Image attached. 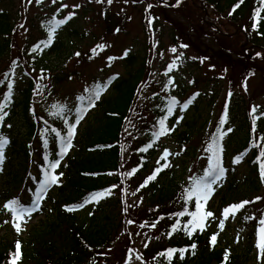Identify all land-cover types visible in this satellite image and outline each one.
<instances>
[{
	"label": "trees",
	"instance_id": "trees-1",
	"mask_svg": "<svg viewBox=\"0 0 264 264\" xmlns=\"http://www.w3.org/2000/svg\"><path fill=\"white\" fill-rule=\"evenodd\" d=\"M132 1L134 4H138L145 0ZM146 1L148 8L144 13L145 22L152 11L153 4H149L151 1L157 6L164 7L167 5L162 0ZM198 1L177 0L175 8L186 9V18L190 25L187 28L181 21L167 16L169 22L178 31L177 37L173 40L187 43L202 55L201 57L209 60L217 67L228 70V81L231 88L236 85L234 83L235 78L239 79L232 70L236 66H240V79L242 82L244 81V84L257 70H262L259 61L264 57V11L260 13L259 22L256 20V11L264 8V0H243V3H240L235 11L233 8L239 3V0H200L202 5H199ZM209 8H212L218 18L209 15ZM163 14L165 15L164 12ZM117 15H107L106 33L110 32V28H113V31L120 29V23L123 19ZM64 19L58 16L42 18L39 23V36L29 37L20 49L15 40L17 31L21 26L20 18H14L13 13L7 9L0 12V103L6 102L5 96L9 91L8 85L12 83V79H16L20 72H24L26 77L25 82L23 80L24 85L18 93V98L11 94V100L7 103L17 115L21 113L25 121L24 130L20 134L22 137L20 142L18 133L8 128L9 126H5L9 117L8 110L4 109L7 115L0 122V137L6 138L8 141L4 148L11 143L18 158V166L11 169V188L14 191L26 186L31 195V200H34L35 193L43 181L47 165L55 159L60 161L64 159L62 170L63 175H65L64 181L57 183L58 192L55 198H52L54 207L51 213L47 212L45 220L40 221L38 226L34 227L32 231L30 230L27 240L16 238L11 241L4 237L0 238V264H9L17 241L28 242V244L23 245L24 257L21 260L23 262H19V264H123L129 255L130 246L125 244L115 247L121 221L122 224L124 221L127 225L138 226L154 236L152 242L148 241L140 251L147 264H169L168 259L161 256L160 253L166 252L168 249L179 250L184 248H189V251L184 253L183 259L180 258V253L177 251L171 259V264H213L214 260L217 262L214 264H243L239 258L229 257L224 248L218 249L214 246L209 248L203 233L200 231H197L191 239L184 231L172 232V227L177 221L183 227L191 219L188 213L196 210L195 198L188 200L186 194L192 188L193 178L202 177L208 166L203 168L202 176H194L190 183L180 185L174 180L163 184L159 183L157 180L159 177H163L160 171L156 174V178L146 185L152 191L150 201L153 202L148 205V208L135 207L132 208L133 210H123L124 214L121 213V215L120 211L116 210L115 216L113 214L114 217L110 212L103 209L102 202L108 199L112 201L113 198L110 199L112 194L118 189L122 190L125 185L124 182H126L119 183L121 180L115 179L110 174H121V172L127 171L128 163L131 162L134 163L137 172L130 177L139 180L143 171L140 172V169L146 168L147 162L150 160L149 155L151 156L153 153L152 149L157 150L159 148V139L154 137V133L159 129V121L167 115L166 109L169 102L158 103L148 108L147 113H145L147 108H144L143 104L142 107L138 104V91L149 71L148 59L153 55L151 46L147 48V53L138 61L139 68L132 80L119 79L116 82L113 80L114 77H110L107 83L112 82L113 89L109 95L101 96L100 94L99 99L95 100L92 107L87 106L85 99L80 108H84L85 111L98 108L93 122L88 125L80 140L81 147L78 153L66 154L62 157L59 155L60 138L65 137V126L60 122V115H55L54 119L50 120L42 112H39L37 101H49L58 98L57 92L60 86L71 75L68 73L66 77H63L65 74L55 73L47 60L51 54L63 49L62 40H57L52 34L50 46L44 47L42 43L48 40L51 26ZM226 22L235 25L234 31L222 29L220 23ZM64 24L57 27L56 30ZM150 26L147 31H149V37L154 39ZM212 43H215L216 47ZM37 45L40 47L33 51ZM15 51L16 53H14ZM88 53L92 54L93 51L90 50ZM234 54H237L238 57L233 58ZM123 58L130 64L138 60L136 54H128V52L126 55L124 54ZM6 86L5 92L2 93ZM94 89H99V83L88 89L84 95L85 98ZM55 105L59 104L55 102ZM63 108L65 105H59L57 111ZM246 109L247 116L256 126L250 128V136L244 144L242 148L244 150L240 156L252 148L251 159L254 165L252 183L259 191L263 181V188L260 193L257 192L258 194L256 193L254 196H245L243 199L229 201L227 207L242 201H250L251 203L236 214L251 210L252 214L247 215V218L255 219L258 226L259 221L264 219V175L261 172V164H264V156H261V152H264V137L258 129L251 108L246 107ZM171 119L172 116H168L165 121L166 127ZM221 119L222 116L218 121L217 128H214L213 134H208L205 140L202 155L208 161L211 155L207 150L208 145L217 135V129L221 133H225L222 139L226 137L227 128H222ZM129 124L133 126L132 130L136 135H139L140 132H146L148 137L138 140L134 144L133 150L127 154L124 152L123 146L128 139L126 130ZM256 132H260L261 137H258ZM188 134V131L179 134V141L184 143L188 139ZM37 137L41 143L34 150L31 146ZM221 140L219 141L220 147L222 145ZM149 143H152L153 147L147 151H140ZM28 146L29 149H27ZM34 153L39 155V159L33 156ZM32 160L37 164V174L29 170ZM163 165L164 163L159 161L150 176L157 168L163 170L165 168L162 167ZM27 175L32 177L31 180L26 177ZM139 185L141 186V184ZM106 190H111V194L98 202L93 201L84 204L83 207H78L92 194ZM257 197L261 199L257 200ZM6 199L8 202L17 199L25 208L32 207V204L24 199L21 194H13L9 191L6 194ZM92 205H95L94 214L86 217L83 212ZM69 209L73 210L70 211ZM181 212H184L185 215H177ZM142 224L143 227H141ZM153 224L155 227L152 226ZM129 243L131 244V242ZM192 244L196 245L194 250L190 248ZM131 247L134 246L131 245ZM200 248L203 251L200 253L199 259L200 255L199 253L196 255V253ZM226 255L227 261L224 259Z\"/></svg>",
	"mask_w": 264,
	"mask_h": 264
},
{
	"label": "rangeland",
	"instance_id": "rangeland-1",
	"mask_svg": "<svg viewBox=\"0 0 264 264\" xmlns=\"http://www.w3.org/2000/svg\"><path fill=\"white\" fill-rule=\"evenodd\" d=\"M133 2L132 0H112L111 3H108V0H103V2H98V0H56L53 3V0H31V2L30 0H0V12L7 9L13 13L14 18L21 20V26L15 38L20 49L29 37L39 36V23L42 18L48 16L66 18L71 15V19L53 33L54 38L60 39L64 43L63 49L47 58L55 73L65 74L63 77H66L68 73L71 75L60 86L57 92L58 98L49 101H37V110L52 120L59 105H65L60 115V122L65 126L64 133H67L69 126L76 121L75 110L85 102L80 98L85 97L88 89L99 83L98 90H100L101 96H107L113 89L111 85L105 86V82L110 76L115 75L116 82L119 79L132 80L139 68L138 61L147 53V48L151 46L153 55L148 59L149 71L138 91V104L140 107L143 104L144 108H147L145 109V113H147L148 108L158 103H168L171 98L175 97L178 103L173 109L171 123L168 126L171 131L159 140L157 150L152 149L153 153L151 156L149 155L150 160L147 162L146 168L140 169V172L143 171L139 180L130 177L137 172L133 173V169L136 167L131 162L128 163L127 171H123L121 174H110L115 179L119 178L121 180L119 183L126 182H124L125 185L122 190L118 189L112 194L110 198H113L112 201L108 199L107 202H102L103 209L115 216L116 210L120 211L121 215V213L124 214L123 210L128 211L135 207L148 208V205L153 203L150 201L152 191L146 186L141 187L139 184H144L146 177L150 176L159 161L168 164V167L161 170L163 177H159L157 180L159 183L163 184L174 180L178 185L188 184L194 176H202L203 168L209 163L208 159L202 155L205 140L207 135H212L214 128H217L220 115L223 113V106L229 100L227 133L223 141L225 160L223 168L225 173L218 185L214 186V193L208 202L207 211L213 212L214 217L209 218L206 229L203 231V237L210 248L213 246L210 243V238L217 234L216 248H224L230 257L239 258L243 264H264V256L260 254V250L257 248L258 229L255 226L256 222L253 218H247V215L252 214L250 211L237 214L234 217L229 216L228 219L224 220L223 229L221 230L219 227L220 221L223 219V209L230 203L229 201H235L245 196H254L257 192L260 193L263 188V181L260 182L259 191L252 183L254 176V165L251 159L252 150H249L239 163L234 161L237 154L244 150L241 149L250 136V128L256 126L247 116L246 107L251 108V113H253V108L256 109L253 115L258 129L264 137V57L259 61L262 70H257L244 84V81L242 82L240 79L241 67L236 66L232 72L239 79L235 78L234 83L236 85L231 88L228 81V70L217 67L209 60L201 57L202 55L187 43L173 40L177 37L178 31L169 22L167 16L181 21L187 28L190 25L186 18V9L175 8L177 0H162V2L167 3L164 7L157 6L151 1L149 4H153V7L146 22L144 10L148 8L146 5L148 2L146 0L140 1L138 4ZM200 2L199 0V5H202ZM64 5L67 7H63ZM208 13L212 17H216L212 8L208 9ZM108 14L109 16L118 14L117 16L123 19L120 23V29L113 31V28H110V32L106 33ZM149 20L150 22H148ZM220 25L226 31H234L235 29V25L231 23H220ZM149 26L154 34V39L149 37V31H147ZM188 31L191 32V30ZM100 45H103L102 50L98 47ZM212 45L216 47L215 43ZM173 48L177 49L176 53L171 51ZM93 49H96L95 53H88ZM127 52L128 54H136L138 56L137 62L133 64L127 62L123 58ZM77 53L79 55H76ZM110 57L113 59L110 60ZM237 57V54L233 55V58ZM173 61L176 62V67L169 71V65ZM25 78L24 72H20L16 79H12V83H9L12 84L11 94L16 98H18V93L24 85L23 80L25 82ZM6 88L7 86L2 93L5 92ZM197 93L199 95H196ZM194 96L195 98L192 99ZM189 99H192V103L187 109H183L182 105ZM55 102L59 105L56 106ZM5 110H8L9 114L5 126H9L8 128L18 133L20 142L22 138L20 134L24 130L25 124L22 114L17 115L8 105ZM97 111L98 108L89 110L82 121L76 124L72 147L68 150L69 154L78 153L81 147L80 140L88 125L93 122ZM132 129L133 126L129 124L126 130L128 139L123 146V150L127 154L133 150L134 144L138 140L148 137L146 132H140L139 135H136ZM184 131L189 132L188 139L181 143L178 135ZM260 132H256L258 137H261ZM40 143L41 141L37 137L31 147L35 150L40 146ZM29 148L28 146L27 149ZM165 150L169 153L166 161L161 159ZM33 156L39 159L37 153H34ZM63 162L55 171L57 175L62 173L59 175L61 182L65 178L62 170ZM17 166V153L10 143L4 148V162L0 166L2 169L0 170V238L4 237L11 241L16 238L27 240L30 230L32 231L34 227L38 226L40 221L45 220L47 212L51 213L54 207L52 198H55L58 192L55 185L54 189L48 192L47 198L43 196L38 210L33 211L30 216H26V222L22 224L23 230L17 233L13 226L16 222L14 213L4 207L8 200L6 194L10 191L13 194H21L27 201L31 199L26 186L14 191L11 188V169ZM29 170L37 174V164L33 160L29 165ZM129 173L132 174L129 175ZM26 177L30 180L32 178L29 175ZM94 209L95 205H92L83 213L89 217L94 214ZM125 214L128 213L125 212ZM118 236L115 240V247L125 244L130 246L128 258L124 260L123 264H147L140 251L148 241L152 242L154 236L151 233L138 226L127 225L124 221L122 224L121 221ZM24 244H28V242L21 244L22 258L24 257ZM131 245L134 247L132 248ZM202 251L203 249L200 248L196 255L198 253L200 255ZM200 257L201 255L199 259ZM212 263H216L215 260Z\"/></svg>",
	"mask_w": 264,
	"mask_h": 264
},
{
	"label": "snow or ice",
	"instance_id": "snow-or-ice-1",
	"mask_svg": "<svg viewBox=\"0 0 264 264\" xmlns=\"http://www.w3.org/2000/svg\"><path fill=\"white\" fill-rule=\"evenodd\" d=\"M31 2V0H30ZM56 0H53V3H55ZM98 2H103V0H98ZM112 0H108V3H111ZM240 3H243V0H239V3L234 6L233 11H235V8H238ZM63 7H67V5H64ZM261 11H264V8L257 9L256 11V20L259 22L260 19V13ZM67 19H71V15H69L66 19L60 20L55 22L51 28H50V34L47 41L42 42L44 47L50 46L52 42V34L56 31V28L60 25L67 22ZM40 45H37L36 48L33 49V51H36L37 48H39ZM103 49V45L98 46ZM186 47V46H182ZM94 53L96 52V49L92 50ZM173 53H176L177 49L173 48L171 49ZM76 55H79L77 53ZM126 55V53H125ZM110 60L113 58H109ZM179 59V57H177ZM174 67H176V62L173 61L172 64L169 65L168 70L171 71ZM8 93L5 96V103H0V122L4 120V117L7 115V112L4 111V109L7 107V103L11 100V90L12 85H8ZM87 91V90H86ZM100 90L94 89L89 93L87 98L81 97V100H87V106L92 107L95 104V100H98L100 97ZM196 95H199L198 93ZM195 96L192 98L194 99ZM192 99H189L186 103L182 105L183 109H187L188 106L192 103ZM178 103L175 97L171 98L170 102L167 106V115L159 121V129L154 133V137L156 139H159L162 136H165L171 131V129L167 128L165 126V121L167 120L168 116L173 114V109L175 105ZM76 121L74 124L70 125L68 128L67 135L65 137L60 138V152L59 155L62 157L63 155H66L68 150L72 147V138L75 135L76 131V124L80 122L81 119H83V115L85 112L84 108H77L76 110ZM256 109L253 108L252 112L255 113ZM63 112V109H59L55 115H61ZM182 119V117H181ZM227 119V112L225 111L224 117H222L220 121V125L223 126ZM254 130V129H253ZM228 131H231V129H228ZM225 133H221L219 129H217V135L213 137L212 143L208 145V151L210 152L209 157V164L207 169L205 170L202 177L193 178V185L191 190L187 192V199L192 200L195 198V208L196 210L194 212L188 213V215L191 217L190 220L187 221L186 224L183 225V227L180 226L179 221L172 227V232H178V231H184V233L191 239V237L197 232H203L206 229V224L209 220V218L214 217V213L211 211L206 210V205L208 203V200L211 198V196L214 193V186L218 185V183L222 180L225 169L221 165V157L220 153L222 151L219 141L222 139L223 135ZM8 143L6 138L0 137V166L3 165L4 162V146ZM153 147L152 143H149L145 148L141 149L140 151H147L149 148ZM169 156V153L167 150H165L163 156L161 157L162 160H167V157ZM261 156H264V152H261ZM242 157L238 156L235 159V163H239L240 159ZM60 160L55 159L50 164L47 165V169L44 172V178L43 181L40 183L38 190L35 193V199L33 201V207L31 208H25L23 205L19 203L17 199H13L9 201L7 204L4 205L5 208L9 209V211H12L14 213L15 217V223H14V229L17 233L21 232L22 224L26 222V216H30L33 211L38 210L40 201L43 199L44 194H46L47 190L52 186L58 183L59 181V175H62L60 173L59 175L55 174V170L59 167ZM162 167H168V164L165 163ZM2 170V169H0ZM162 168H157L153 175L149 176L143 185L141 187H145L147 183L151 180H154L156 178V174H158ZM136 171V169H133V173ZM261 172L262 175H264V164H261ZM132 173H129L131 175ZM111 194V190L101 191L92 194L84 203L80 204L78 207H83L84 204L90 203V202H98L100 199L108 196ZM257 200L261 199L260 197L256 198ZM251 203L250 201H242L238 204H232L226 208L223 209V219L220 221L219 227L221 230L224 227V220L228 219L229 216H235L237 212H239L241 209H244L246 205ZM70 211L73 209H69ZM177 215L183 216L185 215L184 212L178 213ZM131 223V221H129ZM260 227L258 228V244L257 248L260 250V254L264 256V219H261L259 221ZM144 225L142 224L141 227ZM155 227V224L152 225ZM217 242V234H214L210 238V243L212 245H215ZM192 250L196 248L195 244H192L190 246ZM179 251L180 258L183 259L184 253L189 251V248L184 249H168L166 252L160 253L161 256H164L166 259H168L169 264H171L172 257ZM194 254V252H193ZM22 258V251H21V242L17 241L15 243V250L11 254L9 264H19L20 260ZM225 261H227L228 257L225 256Z\"/></svg>",
	"mask_w": 264,
	"mask_h": 264
}]
</instances>
